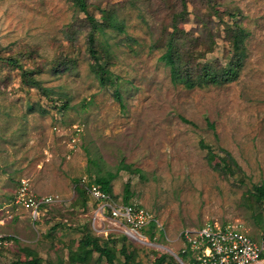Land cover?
Returning a JSON list of instances; mask_svg holds the SVG:
<instances>
[{
	"label": "rangeland",
	"instance_id": "rangeland-1",
	"mask_svg": "<svg viewBox=\"0 0 264 264\" xmlns=\"http://www.w3.org/2000/svg\"><path fill=\"white\" fill-rule=\"evenodd\" d=\"M86 5L0 0V228L9 236L0 264H105L97 252L82 262L86 230L110 238L115 264H125L122 250L134 264L162 255L163 264H182L179 233L208 220L240 221L259 238L264 0ZM238 36L242 58L233 50ZM109 171L112 195L162 222V232L143 230L150 242L106 233L95 218L82 184ZM23 179L34 194L61 201L33 220L16 202Z\"/></svg>",
	"mask_w": 264,
	"mask_h": 264
},
{
	"label": "built area",
	"instance_id": "built-area-1",
	"mask_svg": "<svg viewBox=\"0 0 264 264\" xmlns=\"http://www.w3.org/2000/svg\"><path fill=\"white\" fill-rule=\"evenodd\" d=\"M84 192L96 204L95 218L107 223L108 230L120 229L129 238L139 242H150L143 230L154 226L164 230L162 222L150 210L133 203H125L98 183H83ZM61 201L59 195H36L30 190L29 182L23 179L16 195V202L31 212L37 220L48 205ZM96 231L104 228L93 222ZM9 236L0 228V247L8 243ZM178 239L181 242L180 252L187 253L191 264H264V233L259 238L250 235L240 221L219 223L208 220L198 227L183 229ZM182 264H188L181 256Z\"/></svg>",
	"mask_w": 264,
	"mask_h": 264
},
{
	"label": "trees",
	"instance_id": "trees-1",
	"mask_svg": "<svg viewBox=\"0 0 264 264\" xmlns=\"http://www.w3.org/2000/svg\"><path fill=\"white\" fill-rule=\"evenodd\" d=\"M77 4L81 7V9H86L87 10V5H86V0H77ZM104 12V16L107 18L108 12L106 10H103ZM111 25H116L115 22H111ZM91 50L92 52L96 53L94 46H91ZM233 50H234V54L239 56V58H242V39H239V36L236 38V40L233 43ZM165 56L167 57V59L170 61V63L173 66V69L175 68V60H174V53L172 50V47L169 48L168 52L165 54ZM11 62H14L15 60L10 59ZM34 83V82H33ZM121 168H128L129 165H122L120 166ZM119 167V168H120ZM116 176L115 172H111L109 171L106 175H98V177L96 178V182L101 184L102 188L108 192L111 193V180ZM254 194L256 196H258L259 198H261L262 200H264V184L262 185H256L255 186V190H254ZM155 227L152 226L150 227L149 231H152V229H154ZM162 232V230H160ZM151 233V232H150ZM152 236L150 237H154L153 234H151ZM122 238H127L126 236H122ZM115 239V238H114ZM110 238L106 239L104 242H102V240L100 239V237L98 236H94L92 235L90 230H86L83 232V235L80 239L79 242V246H78V253L81 255L82 257V262H85L87 260H90L93 253L97 252L98 256L95 260L96 263H99L100 261H102L103 259H106V263L105 264H115V259L117 257V254L113 251V249L109 246L110 243ZM116 242V240H113V244ZM2 247V246H1ZM122 253L124 254V257L126 259L125 264H134L135 263V259L133 254H127L125 253L124 250H122ZM179 255L181 256V258L185 261H188V255L187 253H182L180 252ZM165 255H162L158 260H157V264H163L165 263ZM34 263L35 264H42L40 262V260L38 258H34ZM84 264H89V263H84Z\"/></svg>",
	"mask_w": 264,
	"mask_h": 264
}]
</instances>
